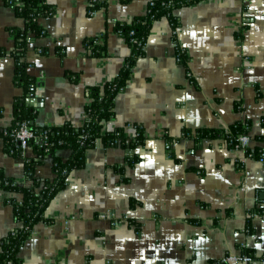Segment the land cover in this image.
<instances>
[{
  "label": "crops",
  "instance_id": "1",
  "mask_svg": "<svg viewBox=\"0 0 264 264\" xmlns=\"http://www.w3.org/2000/svg\"><path fill=\"white\" fill-rule=\"evenodd\" d=\"M46 1L54 14L39 22L45 35L35 46L43 52L29 54L36 87L25 103L36 129L81 125L88 88L113 80L130 54L113 24L145 15L152 0H107L93 16L89 0ZM175 15V35L166 19L152 26L104 126L124 127L130 138L142 128L140 160L128 167L123 148L98 141L45 210L51 224H37L20 248V264H206L238 255L237 247L264 255V160L230 150L221 139L194 136L244 121L253 123L252 135L263 133L264 0H201ZM22 25L0 4L1 130L11 125L13 100L21 95L13 85L8 29ZM88 39H98L101 56L90 55ZM177 47L186 67L176 59ZM69 154L57 152L61 159ZM0 170L19 186L30 183L24 158L9 156L1 144ZM51 175L49 160L36 166V178ZM10 197L20 199L0 189V240L14 226ZM103 213L132 223L115 228L98 217Z\"/></svg>",
  "mask_w": 264,
  "mask_h": 264
},
{
  "label": "trees",
  "instance_id": "2",
  "mask_svg": "<svg viewBox=\"0 0 264 264\" xmlns=\"http://www.w3.org/2000/svg\"><path fill=\"white\" fill-rule=\"evenodd\" d=\"M201 0H152L147 7L145 15L135 17L130 23L115 22L111 31L125 40L130 48V54L125 59L117 76L105 83L102 87H92L87 90L88 104L84 109V120L81 125L65 122L61 126L44 127L36 129L33 126L35 113L25 103L26 98L35 91L36 79L30 75L29 68L32 63L28 60L29 54L34 52L42 54L43 50L35 46V41L45 35L39 22L51 17L54 8L46 0H0V4L10 8L15 16L23 21L20 28H9L8 32L14 38V49L10 56L14 60L13 85L21 91L15 96L12 105V122L5 129H0V144L6 154L11 157L24 158V172L30 182L27 186H19L12 179L5 177L0 170V189L20 196L8 198L5 202L11 206L13 228L0 240V264H20L18 256L20 248L31 237L37 224H51L45 218V210L54 198L67 186L69 174L74 170L82 169L86 163V154L93 149L98 141L104 147H120L126 151V165L133 167L139 160L135 150L145 142L142 128L135 127V136L127 137L124 127H113L105 130L106 123L115 115V99L125 88L136 60L144 55V47L154 23L166 19L173 31L179 27V20L175 12L181 8L189 7ZM107 0H97L87 7L89 16L91 11L106 7ZM106 33V32H105ZM106 35L103 34L101 39ZM98 39L85 40L86 48H90L91 56H101L103 48L96 44ZM62 50L56 48L59 56ZM176 56L179 63L187 66V56L177 47ZM25 122L37 135L45 134L44 146L29 143L27 154L20 150L13 138L17 126ZM262 134L252 135L251 121L238 122L227 129H198L194 132L195 139H221L228 149H235L237 138L247 135L251 138L250 146L244 150V155L258 161L263 155L264 159V115L258 120ZM66 150L68 158L61 159L57 152ZM26 151V152H27ZM49 160L52 165V175L47 179L35 177V168L43 161ZM261 210L259 211V213ZM128 223H132L128 220ZM251 233L250 229H248ZM237 256L247 257L251 264H264V255L257 257L253 249L237 247ZM231 255L227 254L226 256ZM225 256V257H226ZM206 264H227L219 260H208Z\"/></svg>",
  "mask_w": 264,
  "mask_h": 264
},
{
  "label": "built area",
  "instance_id": "3",
  "mask_svg": "<svg viewBox=\"0 0 264 264\" xmlns=\"http://www.w3.org/2000/svg\"><path fill=\"white\" fill-rule=\"evenodd\" d=\"M97 0H89L88 6ZM96 12L91 11L90 15L93 16ZM177 31V30H176ZM176 31H173V35H175ZM95 45L99 44L98 41L94 42ZM87 51L90 53V48H86ZM177 61H179L178 56H176ZM13 138L15 142H17V145L19 146L20 150L22 152H26L29 150V143L33 141L35 144H38L40 146H44L46 143V135L45 134H35L25 122L20 123L17 128L13 132ZM251 138L247 135H241L237 138V144L235 146V150L241 151L244 153V150L250 146ZM263 155L260 157L258 162H263ZM100 219L107 220L110 222V224L117 228L121 225H124L128 223L126 218H115L114 214L112 213H103L98 215ZM222 262H225L227 264H251V260L247 257H239L237 255L231 254L222 259ZM110 264V263H105Z\"/></svg>",
  "mask_w": 264,
  "mask_h": 264
}]
</instances>
